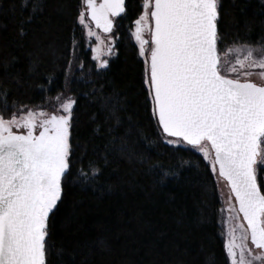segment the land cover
Instances as JSON below:
<instances>
[{
	"label": "trees",
	"instance_id": "trees-1",
	"mask_svg": "<svg viewBox=\"0 0 264 264\" xmlns=\"http://www.w3.org/2000/svg\"><path fill=\"white\" fill-rule=\"evenodd\" d=\"M32 2L41 10L0 0V93H7L0 102L43 108L66 88L78 101L48 264H227L215 174L199 152L163 142L145 103L132 36L143 0H126L116 18L107 69L96 66L83 40L82 0ZM220 2L221 48L264 40V0ZM75 43L82 68L68 81ZM161 168L174 174L162 178ZM81 169L99 170L98 178L82 183Z\"/></svg>",
	"mask_w": 264,
	"mask_h": 264
},
{
	"label": "snow or ice",
	"instance_id": "snow-or-ice-1",
	"mask_svg": "<svg viewBox=\"0 0 264 264\" xmlns=\"http://www.w3.org/2000/svg\"><path fill=\"white\" fill-rule=\"evenodd\" d=\"M30 4L32 13L41 10L32 0L19 7ZM142 9L132 36L150 117L165 144L201 153L227 182L235 200L227 264H264V40L221 48L220 0H143ZM125 11V0H82L78 23L95 39L99 69L109 67L115 18ZM49 102L51 110L14 111L0 102V264H48L51 224L71 174L78 101L59 94ZM98 175L79 173L85 184Z\"/></svg>",
	"mask_w": 264,
	"mask_h": 264
},
{
	"label": "rangeland",
	"instance_id": "rangeland-1",
	"mask_svg": "<svg viewBox=\"0 0 264 264\" xmlns=\"http://www.w3.org/2000/svg\"><path fill=\"white\" fill-rule=\"evenodd\" d=\"M143 11V9H142ZM142 11H141V14H142ZM80 25V24H79ZM81 29H82V36H83V40L86 44V47L91 49L92 47L95 46L96 42H95V39L93 38L91 41H89V39L87 38L86 36V30L83 28V26H81ZM134 27H135V24H134ZM135 30V28H134ZM98 31V30H97ZM102 36L106 35V34H103L101 33ZM147 37V36H146ZM116 41V39H115ZM105 43L107 44L108 43V40L106 39L105 40ZM136 43V42H135ZM77 46H78V43H75L74 45V55H73V58H72V62H71V65H70V68L67 72V80L69 81L72 77L75 76V74L77 73L78 70H80L82 68V63H80L79 61V55L77 53ZM138 46V45H137ZM139 50V49H138ZM115 49H114V52H113V55L115 54ZM92 52V51H91ZM112 55V56H113ZM111 56V57H112ZM111 57H108V56H105L104 58L105 59H109ZM96 63V66H97V62L95 61ZM59 94H64L65 96H72L68 90V88H66V90L64 91H61L59 93H57L56 95L54 96H49L47 97L46 99V107H43L45 110H51V104H50V100L54 97H56L57 95ZM73 97V96H72ZM29 108H36V107H29ZM39 108H42V107H39ZM27 109V108H26ZM201 154V153H200ZM202 155V154H201ZM203 156V155H202ZM208 162V161H207ZM211 167V166H210ZM215 177L217 179V184H218V189H219V193H220V197H221V200H222V207H221V211H220V217H219V221H220V224H221V227H222V234H223V238H224V242H226V233H227V229H228V224H229V221H228V217L231 215V213L228 211V208L231 206V205H234L235 204V200H234V197L231 196L230 194V189L227 185V182L222 180V179H219L218 176L215 174ZM235 223V222H233Z\"/></svg>",
	"mask_w": 264,
	"mask_h": 264
},
{
	"label": "flooded vegetation",
	"instance_id": "flooded-vegetation-1",
	"mask_svg": "<svg viewBox=\"0 0 264 264\" xmlns=\"http://www.w3.org/2000/svg\"><path fill=\"white\" fill-rule=\"evenodd\" d=\"M134 28H135V27H134ZM133 31H134V29H133ZM146 36H147V35H146ZM146 38H147V37H146ZM134 40H135V39H134ZM136 45H137V44H136ZM137 47H138V46H137ZM114 49L116 50V41H115V48H114ZM115 54H116V51H115ZM115 54H114V55H115ZM114 55H113V56H114ZM113 56H112V57H113ZM107 59H108V58H107ZM109 59H110V58H109ZM109 59H108V60H109Z\"/></svg>",
	"mask_w": 264,
	"mask_h": 264
},
{
	"label": "water",
	"instance_id": "water-1",
	"mask_svg": "<svg viewBox=\"0 0 264 264\" xmlns=\"http://www.w3.org/2000/svg\"><path fill=\"white\" fill-rule=\"evenodd\" d=\"M125 8H126V0H125ZM115 20H116V18H115ZM94 27V26H93ZM99 31V30H98Z\"/></svg>",
	"mask_w": 264,
	"mask_h": 264
}]
</instances>
